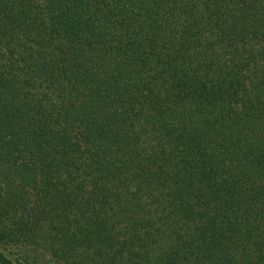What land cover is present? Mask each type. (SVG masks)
Segmentation results:
<instances>
[{
    "label": "trees",
    "instance_id": "16d2710c",
    "mask_svg": "<svg viewBox=\"0 0 264 264\" xmlns=\"http://www.w3.org/2000/svg\"><path fill=\"white\" fill-rule=\"evenodd\" d=\"M0 264H264V0H0Z\"/></svg>",
    "mask_w": 264,
    "mask_h": 264
}]
</instances>
